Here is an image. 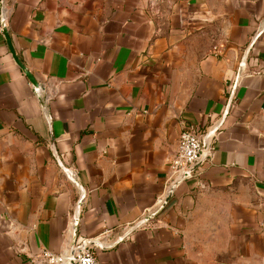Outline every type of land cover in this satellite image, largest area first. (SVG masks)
Masks as SVG:
<instances>
[{
    "label": "crops",
    "instance_id": "obj_1",
    "mask_svg": "<svg viewBox=\"0 0 264 264\" xmlns=\"http://www.w3.org/2000/svg\"><path fill=\"white\" fill-rule=\"evenodd\" d=\"M76 225L99 264H264V0H0V264Z\"/></svg>",
    "mask_w": 264,
    "mask_h": 264
},
{
    "label": "built area",
    "instance_id": "obj_2",
    "mask_svg": "<svg viewBox=\"0 0 264 264\" xmlns=\"http://www.w3.org/2000/svg\"><path fill=\"white\" fill-rule=\"evenodd\" d=\"M36 92L39 96L42 95V90L39 87ZM204 156L205 144L202 132L186 128L180 134L179 148L171 162L172 172L180 179H184L191 174L187 173L191 165L202 160ZM32 261L35 264H72V261L76 264H99L95 248L87 240L76 241L74 256H70V252L55 253L44 249L33 256Z\"/></svg>",
    "mask_w": 264,
    "mask_h": 264
},
{
    "label": "water",
    "instance_id": "obj_3",
    "mask_svg": "<svg viewBox=\"0 0 264 264\" xmlns=\"http://www.w3.org/2000/svg\"><path fill=\"white\" fill-rule=\"evenodd\" d=\"M1 29H2V32L3 34L5 35L6 37V40H7V43L9 45V48L11 50V53L13 54L16 62L20 65V67L22 68V70L24 71V73L28 76V78L30 79V81L32 82V84L35 86V87H39V84L35 78V76L33 75V73L25 66V64H23L22 60L19 58L14 46H13V43H12V40H11V36L9 34V31H8V26L6 24V22L4 21V19L2 18L1 20ZM260 34H257L250 42L249 46L246 48V50L244 51L243 53V56H242V61L241 63L242 64H245L246 63V60L249 56V53H250V50L251 48L253 47V44L255 43L256 39L258 38ZM234 92H235V88L232 90L231 92V95L229 97V100H228V103H227V108H226V112L229 111V108L231 106V102L233 100V96H234ZM204 144H205V156L202 160L194 163L193 165H191V167L188 169L187 173H192L194 170H196L203 162L204 160L209 156L208 154V150H209V146H208V135L204 136ZM50 149L55 157V159L57 160L58 164L60 167H62L65 171H67V167L63 164L60 156H59V153H58V150H57V146H56V142H55V138L53 136V133L51 131V145H50ZM83 196H84V192L82 193L78 203H77V206H76V209H75V213H74V216H75V222L76 224H78V221H79V217H80V208H81V202H82V199H83ZM151 218V215H148L147 217L141 219L139 222H137L136 224H134L131 228H128L125 230L124 234L122 235V238L128 236L132 231H134L137 227H139L140 225H142L146 220L150 219ZM75 236H74V239L72 241V246L70 248V256H74V253H75V250H76V241H77V225L75 226V232H74ZM72 264H76L74 261H72Z\"/></svg>",
    "mask_w": 264,
    "mask_h": 264
}]
</instances>
